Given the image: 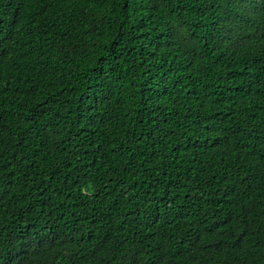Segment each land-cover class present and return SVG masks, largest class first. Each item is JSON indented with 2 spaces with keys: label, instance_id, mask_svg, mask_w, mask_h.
<instances>
[{
  "label": "trees",
  "instance_id": "1",
  "mask_svg": "<svg viewBox=\"0 0 264 264\" xmlns=\"http://www.w3.org/2000/svg\"><path fill=\"white\" fill-rule=\"evenodd\" d=\"M0 264H264V0H0Z\"/></svg>",
  "mask_w": 264,
  "mask_h": 264
}]
</instances>
